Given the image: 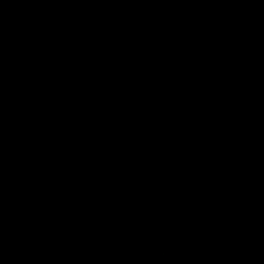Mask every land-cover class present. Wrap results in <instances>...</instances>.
Returning a JSON list of instances; mask_svg holds the SVG:
<instances>
[{"label":"trees","instance_id":"1","mask_svg":"<svg viewBox=\"0 0 264 264\" xmlns=\"http://www.w3.org/2000/svg\"><path fill=\"white\" fill-rule=\"evenodd\" d=\"M249 100L264 0H0V264H264Z\"/></svg>","mask_w":264,"mask_h":264},{"label":"rangeland","instance_id":"2","mask_svg":"<svg viewBox=\"0 0 264 264\" xmlns=\"http://www.w3.org/2000/svg\"><path fill=\"white\" fill-rule=\"evenodd\" d=\"M188 81H189V78H186L185 82L187 83ZM241 100H242V102H245L246 99H241ZM249 102H250V104H252L254 106V108L256 110V115L259 116V118H257V119L255 117L254 122L256 124H262V123H257V122H261L262 121V117L264 116V103H262V105L261 104L257 105L256 102L253 101V100H249ZM251 112H253V110ZM262 125L264 127V124H262ZM156 241H157V243L159 245V251H158V256L159 257H161V256L169 253L170 251H172V248L169 245H167L166 242L162 238L157 237ZM246 241H247L246 239H242L241 243H245ZM176 250H177V253L179 254V255L178 254L177 255L179 257L183 258V260L185 259V260H187L189 262H195L196 260H198L197 256L195 255L196 251L192 247L184 246V247L180 248V252L178 251L177 248H176ZM244 250H245V246L242 248L241 253H243ZM144 254H145V252H144ZM141 257H143V256H141ZM203 263L204 264H239L238 262L236 263L235 261H233L231 259H228L227 255H225L223 258H219V259L217 258V259H214V260H203Z\"/></svg>","mask_w":264,"mask_h":264}]
</instances>
